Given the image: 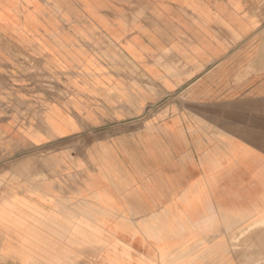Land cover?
Wrapping results in <instances>:
<instances>
[{
  "label": "crops",
  "instance_id": "1",
  "mask_svg": "<svg viewBox=\"0 0 264 264\" xmlns=\"http://www.w3.org/2000/svg\"><path fill=\"white\" fill-rule=\"evenodd\" d=\"M262 195L264 0H0V264H240Z\"/></svg>",
  "mask_w": 264,
  "mask_h": 264
},
{
  "label": "rangeland",
  "instance_id": "2",
  "mask_svg": "<svg viewBox=\"0 0 264 264\" xmlns=\"http://www.w3.org/2000/svg\"><path fill=\"white\" fill-rule=\"evenodd\" d=\"M142 125H139V128ZM138 128V129H139ZM166 198H172L171 196H179V194H165ZM264 212V196L260 197V204L256 205ZM254 210V209H253ZM253 210L244 208L242 212L230 213V217L239 216L243 218L245 215L251 214ZM253 221L246 222L244 225H230L227 227L229 236L230 250L234 254H241L244 252V257L239 258L240 264H264V221H258L255 218ZM245 221H248L245 220Z\"/></svg>",
  "mask_w": 264,
  "mask_h": 264
},
{
  "label": "bare ground",
  "instance_id": "3",
  "mask_svg": "<svg viewBox=\"0 0 264 264\" xmlns=\"http://www.w3.org/2000/svg\"><path fill=\"white\" fill-rule=\"evenodd\" d=\"M255 218L258 221H264V212H262V210L258 207H256L251 214L249 215H245L243 216V219L245 218V220L249 219V218Z\"/></svg>",
  "mask_w": 264,
  "mask_h": 264
}]
</instances>
